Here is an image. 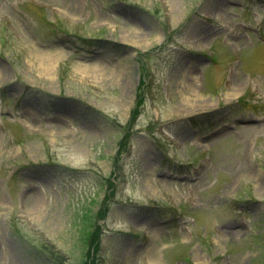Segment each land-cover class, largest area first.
<instances>
[{"label": "rangeland", "instance_id": "374dc122", "mask_svg": "<svg viewBox=\"0 0 264 264\" xmlns=\"http://www.w3.org/2000/svg\"><path fill=\"white\" fill-rule=\"evenodd\" d=\"M263 9L0 0V264H264Z\"/></svg>", "mask_w": 264, "mask_h": 264}, {"label": "bare ground", "instance_id": "6f19581e", "mask_svg": "<svg viewBox=\"0 0 264 264\" xmlns=\"http://www.w3.org/2000/svg\"><path fill=\"white\" fill-rule=\"evenodd\" d=\"M207 108H211V107H206V108H203V109H207ZM203 109H199V110H203ZM198 111V110H197Z\"/></svg>", "mask_w": 264, "mask_h": 264}]
</instances>
